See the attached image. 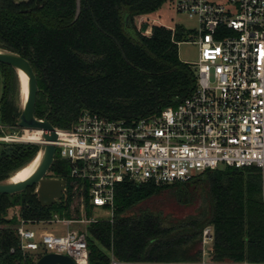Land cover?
Returning a JSON list of instances; mask_svg holds the SVG:
<instances>
[{"label":"trees","instance_id":"obj_1","mask_svg":"<svg viewBox=\"0 0 264 264\" xmlns=\"http://www.w3.org/2000/svg\"><path fill=\"white\" fill-rule=\"evenodd\" d=\"M164 1L80 0L73 19L75 0H0V49L29 61L37 85L34 116L61 128L84 111L131 120L189 95L194 68L177 55L186 32L179 28L172 35L170 28L154 24L144 35L134 23L136 15ZM0 77L2 136L20 130L15 124L20 105L14 97L15 69L0 62ZM39 147L0 140V181L28 163ZM49 171L68 183V165L57 155ZM164 194L172 199L168 207L141 206ZM69 203L62 195L56 205L41 206L35 186L0 193V264H33L32 254L19 248L18 219L69 217ZM113 203L109 220L87 226V264H108L110 255L122 261L194 263L201 259L207 225L212 228L209 264H264V174L255 166H220L166 185L124 180L115 187ZM172 205L180 212L168 211ZM9 207L17 214L8 217ZM90 215L86 202L85 216Z\"/></svg>","mask_w":264,"mask_h":264},{"label":"built area","instance_id":"obj_2","mask_svg":"<svg viewBox=\"0 0 264 264\" xmlns=\"http://www.w3.org/2000/svg\"><path fill=\"white\" fill-rule=\"evenodd\" d=\"M172 1L177 12L197 23L192 41L198 56L190 62L196 82L190 94L136 119L84 111L70 127H54L55 153L68 165L62 195L69 196V209L77 203L85 218L86 202L92 210L112 215L115 187L124 180L166 185L220 166H255L264 174V0ZM17 135L0 139L42 140L40 133L36 140ZM72 220L61 219L66 224ZM38 222L18 219L16 235L23 253L56 252L75 264H87L81 232L54 234L29 227ZM211 241L207 225L202 230L203 254ZM108 264L132 262L110 255Z\"/></svg>","mask_w":264,"mask_h":264},{"label":"rangeland","instance_id":"obj_3","mask_svg":"<svg viewBox=\"0 0 264 264\" xmlns=\"http://www.w3.org/2000/svg\"><path fill=\"white\" fill-rule=\"evenodd\" d=\"M134 23L138 30L141 32V34L149 35L151 32L152 25H163L167 28L171 29L172 35L173 33L181 28L183 31L186 32V36L184 37L183 41H180L177 43V55L179 60L184 62H193L197 59L198 56V49L197 44L193 42L192 40H195L196 37L194 35V30L197 28L196 20L193 18H188L185 14L179 13L176 11L173 1L172 0H165L162 2L157 9L150 13H142L139 15H136L134 17ZM144 26V27H143ZM0 88H1V77H0ZM14 97L16 99V102L19 101V105L21 104L20 97H19V78L17 75V72L15 71V77H14ZM59 128V127H58ZM61 128V127H60ZM18 134V137L22 138H28L29 140H36L38 138L37 132L33 130H23L20 129L18 131L12 130V131H5L4 134ZM1 140V139H0ZM5 141V140H4ZM10 142V141H6ZM57 153H55L54 156H56ZM52 174L49 170L47 172V176H50ZM53 177V176H51ZM57 177V176H55ZM167 190V189H166ZM58 201V200H57ZM57 201L51 205H56ZM172 201L170 197L166 194L164 196H158L157 199L155 197H151L150 199L144 201L141 203V206L147 207V208H158L162 206L168 207V202ZM72 209H69V217L73 219L69 224H66L65 222L61 221L65 216L59 215L58 213H52L51 216L47 219H44L42 221H39L38 223H35L33 225H30L32 229L35 231L39 230H46L50 231L54 234H64L67 229L69 230H77L81 232L85 239L88 236L87 232V226L90 222H96L101 220H109L111 218V215L109 213H105L102 209L96 208L94 210L91 209V215L90 218L84 217V210L78 209V204L72 202ZM168 211H176L180 212L178 208H174V206H170V209ZM186 210L184 209V212ZM17 214V208L16 207H9L7 209V216H11ZM29 225V224H28ZM211 243H208L204 246L205 253L203 254V250L201 248V259L194 263H180V264H201L200 262L203 260L205 264H209L208 255L210 253V246ZM40 255L39 253L32 254L33 261L36 260V258ZM132 262V264H155L156 262L153 261H127Z\"/></svg>","mask_w":264,"mask_h":264},{"label":"water","instance_id":"obj_4","mask_svg":"<svg viewBox=\"0 0 264 264\" xmlns=\"http://www.w3.org/2000/svg\"><path fill=\"white\" fill-rule=\"evenodd\" d=\"M80 12V0H75V10L73 19ZM124 25L127 23V13L123 16ZM144 27V26H143ZM133 35V30L127 28ZM115 41V39L113 38ZM116 42V41H115ZM124 57V55H123ZM0 62L10 65L16 72L22 71L26 76V95L21 101L19 114L16 119V126L27 129H38L42 140L39 142L41 157L33 172L27 178L20 181L6 180L0 181V193L12 194L19 192L26 187L35 186L37 201L41 206H50L61 198L65 180L63 178L47 176L49 167L54 159L55 139L54 126L46 117L38 118L34 116V102L37 91L36 76L29 61L18 53L0 49ZM38 150V151H39ZM33 264H75L70 256L56 252H46L36 258Z\"/></svg>","mask_w":264,"mask_h":264},{"label":"bare ground","instance_id":"obj_5","mask_svg":"<svg viewBox=\"0 0 264 264\" xmlns=\"http://www.w3.org/2000/svg\"><path fill=\"white\" fill-rule=\"evenodd\" d=\"M17 75L19 78V97H20V101H23L26 95V91H27L26 76L22 71H19V70L17 72ZM36 132H37V135H39L40 132L38 130H36ZM40 157H41V150H39L36 153V155L28 163H26L24 166L17 169L13 174H11L9 177V180L10 181H20L30 176V174L35 169L37 163L39 162Z\"/></svg>","mask_w":264,"mask_h":264}]
</instances>
